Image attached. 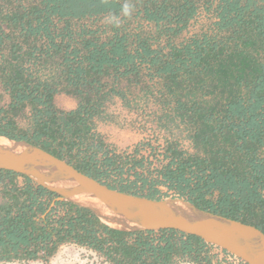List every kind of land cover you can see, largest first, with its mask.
<instances>
[{
	"label": "trees",
	"instance_id": "16d2710c",
	"mask_svg": "<svg viewBox=\"0 0 264 264\" xmlns=\"http://www.w3.org/2000/svg\"><path fill=\"white\" fill-rule=\"evenodd\" d=\"M121 1L37 0L29 10L0 11V81L10 96V113L16 116L28 105L32 121L25 133H15V123L1 119L0 135L27 141L62 160L64 144L71 150L91 141L86 147L93 150L91 156L74 167L102 183L100 171L87 167L102 143L88 134L112 95L127 103L126 92L106 90L103 78H128L129 84L159 79L174 97L173 116L189 130L191 151L167 142L161 151L154 150L153 156L162 159L155 177L136 175L132 186L120 191L155 199V187L162 186L173 198L248 223L254 209L264 210V4L204 0L205 11L215 16L212 29L163 53L152 48L149 37L126 28ZM195 2L141 0L135 16L156 32L177 35L197 14ZM18 38L25 48L17 46ZM44 69L48 72L42 78ZM147 88L145 94L153 93ZM57 93L77 98V109H56L52 99ZM139 146H149V140ZM103 156L110 165L107 153ZM150 156L136 166L143 167ZM3 175L12 186L4 187L7 200L0 205V263L45 258L67 241L130 264H173L174 256L192 253L201 259L205 243L177 231L112 229L70 202L55 203L46 214L55 194L24 176L26 184L19 189L13 178L21 175L0 170L1 179ZM212 195L216 199L208 200ZM254 226L264 233V225Z\"/></svg>",
	"mask_w": 264,
	"mask_h": 264
},
{
	"label": "rangeland",
	"instance_id": "374dc122",
	"mask_svg": "<svg viewBox=\"0 0 264 264\" xmlns=\"http://www.w3.org/2000/svg\"><path fill=\"white\" fill-rule=\"evenodd\" d=\"M138 1L141 2V0L121 1L125 7L124 19L127 22L126 28L131 32H141L142 36L149 37V43L152 48L162 49L163 53H167L170 46H178L196 35L209 32L212 29L211 24L215 21L213 11H205V6L203 4L204 0H196L195 5L198 7L197 14L177 35H171L170 33L161 31L156 32L152 24L143 22L139 16H135V11L137 10L135 5ZM257 1L264 4V0ZM36 5H38L37 0H0V11H5L6 9L12 11L22 9L29 10L30 7ZM130 8H132V10ZM120 18H122V14L116 20L118 21ZM103 22H105L104 18L97 21L99 25ZM55 24L57 27L61 26L60 23ZM4 25L5 24H3V26ZM15 42L17 46L23 45L25 48V41L22 38L16 39ZM47 72L48 69L42 70L40 72L42 75L41 77L45 78L44 75ZM140 72L143 74L142 76H144L145 71L143 68H140ZM127 81L128 78H125V81L121 82L122 85L120 84V86L125 85V88L130 86L127 91L125 90V92H127V103L124 109L120 111H115V109H113L108 113L104 110L108 102L106 101L101 109L102 114L99 117L104 124L111 127V131L113 130L116 133L121 144L107 142V140H109L107 137L108 133L105 134L106 138H101L99 135L95 134L102 143V151L97 149L96 152L98 156L95 155V159L93 158L92 162L87 164L89 169H98L100 171L102 183L114 186L115 190L118 191L125 190L126 185L132 186L131 183L136 180V175H139L142 179H152V177H155V170L159 167L162 159L161 157L156 158L153 156L154 150L158 148V150L161 151L167 142H177L180 148L191 151L187 139L189 130L186 128V124L181 123L177 117L175 118L173 116L174 113L171 109L173 107L174 97L166 93L161 81L156 78L150 80L147 77L136 84L135 82L129 84ZM147 87H150L153 93L145 94V90H149ZM0 89H4L1 81ZM0 95L2 94L0 93ZM3 101L4 102L0 103V120L3 119L2 121L4 123L9 120L13 121L15 123L14 127H12L13 131L15 133H25L26 130L32 126V121L30 122L31 116L29 106L25 105L23 110L16 116H13L7 104L8 101H10V96L4 97ZM165 115L168 116L166 117ZM145 140H149V146H139V144L143 143ZM96 142L98 141H95V143ZM90 143L91 141H88L87 144L73 147L71 150L67 149L65 144L64 146L62 145L63 154L65 155L63 158H66L64 160L68 163L71 162L69 164L73 166L80 164V162H82L80 161L81 159L83 160L85 158V160H87L93 152L91 148H86ZM55 149L57 150L58 148ZM103 153H107V157L111 159V163L108 166L107 162H104V157L106 156H103ZM149 153H151V156L148 157L147 161L143 160V167L136 166L140 159L144 156L147 157ZM76 155L79 156L78 159L75 158ZM1 182L0 179V184ZM137 185H141V180H138ZM155 188L159 190L154 197L155 199H178L173 198L171 193L167 194L166 189L162 186H157ZM207 199L213 201L216 199V196H208ZM62 209L61 207L58 211L63 213L64 210ZM254 210L256 215L248 220V224L264 225V210L259 208ZM100 223L108 226L101 220ZM108 227L112 228L110 226ZM130 239H132V237L128 240ZM209 245L210 244L205 243L202 247L201 259H197L194 253H192V255H176L174 256L173 264H233L216 254ZM114 258H116L114 255L112 258H107L85 245L67 241L60 243L53 253L50 256H45V258L16 259L9 262H1L0 264H130L127 259L114 260Z\"/></svg>",
	"mask_w": 264,
	"mask_h": 264
},
{
	"label": "water",
	"instance_id": "95a60500",
	"mask_svg": "<svg viewBox=\"0 0 264 264\" xmlns=\"http://www.w3.org/2000/svg\"><path fill=\"white\" fill-rule=\"evenodd\" d=\"M0 170L22 175L55 194L46 214L55 203L70 202L97 217L105 213L121 220L128 231L173 230L217 246L245 264H264V233L254 225L183 199H150L112 189L27 141L0 135Z\"/></svg>",
	"mask_w": 264,
	"mask_h": 264
},
{
	"label": "crops",
	"instance_id": "0c3cea01",
	"mask_svg": "<svg viewBox=\"0 0 264 264\" xmlns=\"http://www.w3.org/2000/svg\"><path fill=\"white\" fill-rule=\"evenodd\" d=\"M102 81L104 83V86L106 87V90H108L111 87H114L119 91L125 92V90L127 91L128 88L130 87V86H127L125 88V85L120 86V84L122 85L121 82L125 81V79L114 80L113 77H105V78H103ZM0 90H1L0 93L2 94V95H0V103H2V102H4L3 101L4 97H6V96L9 97V94L4 89L3 90L0 89ZM126 94H127V92H126ZM9 103H10V101H8L7 104L9 105ZM52 103L56 109L67 113V112L75 111L77 109L79 100L73 96H69V95H66L64 93H57L53 96ZM113 109H115V111L116 110L120 111V110L124 109V104H123V102L119 96L112 95L108 99V102L104 108V110H106V112H108V113L111 112ZM115 111H113V112H115ZM30 122H31V118H30ZM107 133H108L107 137L109 138V140H107V142H114V143L121 144L117 138L116 133L113 130L111 131V127L109 125L107 126L106 124H104L102 122L101 118L100 119L95 118L93 120L92 129H91L90 133L88 134V136H90L91 134H97L101 138L102 137L106 138L105 134H107ZM96 156H98V155H96ZM9 180L10 179L7 178L5 175H3V179H1L2 182L0 184V205L4 204L7 200L5 198V196H3V192H5V191H3V189L5 187V190H6L12 186L10 184ZM14 183H15L16 187H18L19 189H22V188H24V186L26 184V180L24 179V177H22V175L21 176H15ZM32 185H34V184L32 183Z\"/></svg>",
	"mask_w": 264,
	"mask_h": 264
},
{
	"label": "bare ground",
	"instance_id": "6f19581e",
	"mask_svg": "<svg viewBox=\"0 0 264 264\" xmlns=\"http://www.w3.org/2000/svg\"><path fill=\"white\" fill-rule=\"evenodd\" d=\"M175 206L179 208H183L182 205H179L178 203H175ZM98 218L106 225L118 229V230H123V231H128L130 230V227L123 223L121 220L115 219L113 217H110L106 215L105 213H98Z\"/></svg>",
	"mask_w": 264,
	"mask_h": 264
},
{
	"label": "built area",
	"instance_id": "2783aa9c",
	"mask_svg": "<svg viewBox=\"0 0 264 264\" xmlns=\"http://www.w3.org/2000/svg\"><path fill=\"white\" fill-rule=\"evenodd\" d=\"M209 246L212 247V249L216 252V254L224 258L226 261L231 262L233 264H245L241 259L231 255L230 253L224 251L223 249L214 245H209Z\"/></svg>",
	"mask_w": 264,
	"mask_h": 264
}]
</instances>
